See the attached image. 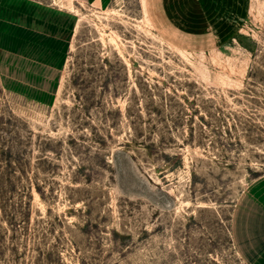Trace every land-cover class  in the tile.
<instances>
[{
    "label": "rangeland",
    "instance_id": "rangeland-1",
    "mask_svg": "<svg viewBox=\"0 0 264 264\" xmlns=\"http://www.w3.org/2000/svg\"><path fill=\"white\" fill-rule=\"evenodd\" d=\"M42 1L84 15L52 103L0 82V264H251L264 0Z\"/></svg>",
    "mask_w": 264,
    "mask_h": 264
},
{
    "label": "crops",
    "instance_id": "crops-1",
    "mask_svg": "<svg viewBox=\"0 0 264 264\" xmlns=\"http://www.w3.org/2000/svg\"><path fill=\"white\" fill-rule=\"evenodd\" d=\"M76 15L66 6L42 0H0V82L4 89L41 104L55 100ZM231 220L240 253L251 264H264V174L239 194Z\"/></svg>",
    "mask_w": 264,
    "mask_h": 264
},
{
    "label": "bare ground",
    "instance_id": "bare-ground-1",
    "mask_svg": "<svg viewBox=\"0 0 264 264\" xmlns=\"http://www.w3.org/2000/svg\"><path fill=\"white\" fill-rule=\"evenodd\" d=\"M71 8H72V7H71ZM72 9H73V8H72ZM76 14H77V17H78V18H77V21L80 20V19H82L83 15H84L83 12H81V11L78 10V9L76 10ZM77 21H76V25H75V30H76L77 27H78V23H77ZM230 71H236V69L234 68V66H231V67H230ZM222 76L225 77L226 80H230V77H229L228 74L225 73V74H222ZM223 79H224V78H223ZM60 84H61V83H60ZM59 89H60V87H59Z\"/></svg>",
    "mask_w": 264,
    "mask_h": 264
}]
</instances>
